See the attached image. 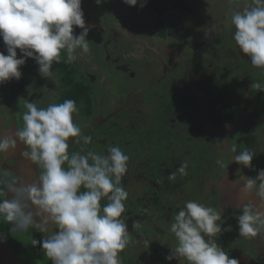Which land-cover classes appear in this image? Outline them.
I'll list each match as a JSON object with an SVG mask.
<instances>
[{"label": "clouds", "instance_id": "9594fccd", "mask_svg": "<svg viewBox=\"0 0 264 264\" xmlns=\"http://www.w3.org/2000/svg\"><path fill=\"white\" fill-rule=\"evenodd\" d=\"M103 2L95 0L97 5ZM123 3L133 7L138 0ZM146 3L141 0L139 6ZM81 5L82 0H0V40L5 48L0 52V84L19 80L20 69L29 58L42 77L52 78L56 75L53 63L60 62L62 51L67 53L66 63L75 62L78 51L89 54L90 28ZM230 23L240 52L254 68L264 70V0H250L248 6L231 15ZM74 28L81 29L79 34H74ZM251 87L264 92V82H253ZM25 107L23 128L15 137L25 146L22 155L39 164L42 172L38 183H9L6 192L0 186L5 197L0 199V221L10 225L9 232L27 233L35 228L43 234L30 243L34 248L39 246L51 264H121L120 254L129 244L123 218L129 193L122 184L129 156L119 146L106 153L90 149L70 153V141L92 143V137L84 135L75 122L79 117L75 100L50 103L46 108L29 101ZM16 143L13 138H0V154L14 149ZM254 157L255 153L245 148L232 156L231 163L252 169ZM186 168L185 163L178 171L184 174ZM243 187L264 197V169L246 179ZM102 200L107 201L103 206ZM222 213L223 209L194 200L185 202L170 226L176 244L165 259H182L186 264H239L215 239L231 230V225L219 223ZM237 227L246 239L264 238V211L243 206Z\"/></svg>", "mask_w": 264, "mask_h": 264}, {"label": "flooded vegetation", "instance_id": "af4514ba", "mask_svg": "<svg viewBox=\"0 0 264 264\" xmlns=\"http://www.w3.org/2000/svg\"><path fill=\"white\" fill-rule=\"evenodd\" d=\"M140 2L141 0H138L139 4ZM202 2L203 0H171L169 2H166L165 0H147V3L144 7H142L141 10L144 15L139 14V16L137 15L138 17L132 18L131 20L126 18V22L120 19V14L116 11H113L112 13L118 17L113 19L111 17V13L108 11V9H106V7H100L96 4V9L99 11L101 9L103 11V13L100 11L101 16L98 13V16L92 15L88 19L84 10L83 12L85 15L86 24L90 28L87 36L90 47L89 60L87 61L83 56H80L77 53L76 61L73 63H67L70 70L72 71V75L77 80H83L91 87V90L88 92L89 99L91 98V100L88 99L90 102V111H88V113L85 112V105L87 104L86 100L79 101L77 104L79 107V117L87 119L88 116H94L96 119H101L102 116H99L100 112L98 107L101 97L103 96V92L105 91L107 93V97H105L106 99L104 102H108V104L110 103L109 107H105L107 109L106 111H108L104 121L105 125L112 117L118 115L121 119L117 117L114 118V121L111 120L108 127L111 128L113 126H111L112 122L115 126H118L120 130L124 129V131L128 133V130L130 131L128 127L131 128V124H129L130 126L126 125L127 115L124 114V111H126L128 108L133 115H137V113L140 112V110L134 107L133 103L135 100L143 103L140 100L138 94H140L142 89L148 87H144L139 90L136 84L137 81L134 83V80L137 76L135 73L136 70L145 65L147 68L145 69L146 74L142 75V78L145 81L148 80L147 83H149L151 86L146 91L152 94L151 96H147L146 92H141V95L144 97L146 95L145 102H151L150 104L154 105L157 101H159V99H167V101L181 99L182 101L177 102L175 105L178 106L176 113L172 114L173 117H177L179 120L184 118L190 119L193 116L196 117L198 115L196 113L200 111L199 117H197L198 123H196L193 128L190 129L191 132L195 131L198 134L196 140L191 138L186 139L187 142L184 140L182 144L176 141L169 148H167L168 145L165 146L167 151L171 152L175 149L176 152V150H179L178 155L189 164H191L193 160V158H190V156L193 155L196 165L193 164L192 167H195L199 164L196 163L198 155L201 159H203L202 162L207 163L208 161L207 153H209L210 150L204 145L207 140L217 139V137L220 136L224 142L228 143L229 139L235 137V143L231 142L229 147L225 145L227 161L222 165L217 164L215 161V168L212 170V172H214V175L212 176L213 181L211 182V178L209 179V173H202L199 178L195 179H193L194 177H192L193 174L191 173L192 180H187L192 182V184L194 183V186L191 185L189 187L181 188L182 193L178 194L175 199H173L172 195V201L169 203V207H167L168 211L171 210L172 212L174 210L171 209L172 206L176 205L177 208L174 210V212H178L184 207L185 202L190 200L205 204L207 200L209 201V199H211L208 207H213L217 210L223 209V219L219 223H224V227L231 225L230 231H224L222 232V235L217 234L215 237L217 243L226 253L229 254L230 258L238 260L239 264H264V238H253L250 245L243 246V244H246V240L251 239L242 237L239 234L237 227V219L243 206H251L253 211H264V197L257 195L255 190L252 191V193L255 195V199H251L252 195H250L247 196L246 202H238L239 189H242L243 193L246 192L243 187L244 181L249 177L254 178L257 175V170L264 169V165H262V162L260 161L261 159H264V156L257 157L255 153L257 151L254 146L251 149V151L255 153V157L252 160V169H245L241 165L231 163L232 156L234 155L232 153V148L234 146L241 143L243 139L248 137L251 138L255 135L257 136L256 141L263 138L260 132L264 133V116H261L262 114L260 113V110L257 109L258 98L256 97L255 89L251 87V84L255 82V71L253 69L254 67L249 64L250 69L249 72L246 73L248 76L246 80L241 78V83L235 81V83L238 85V95L236 94V98H234L233 101L236 102V106L241 110L239 113L235 114L236 120L231 123L230 127H227V125L224 127L213 125V121H211L209 116L210 112L213 110L212 106H216L215 111H218L220 107L217 106V102H214L213 104L212 101L219 95L223 96V92L225 90L227 92L229 89L228 87H231V90L236 91V88H234V80H231V86L227 83H231L229 76L230 74H239L237 73L236 68L230 69L228 66L229 61H227V57L231 51H236L238 46L236 45L237 47H234L235 42H232L234 41L232 40L233 35L230 36V39H228V36H225L226 32L234 31V28L227 27L229 21L228 18H226L225 12L223 11V9L226 10V6H228L224 4L225 1H223L221 5H215L214 2L207 6L199 5ZM210 9L213 16L209 15ZM203 26L204 29L201 28ZM80 31L81 29L74 28V34H79ZM201 43H204L205 45L200 47L199 45ZM61 61L65 62V58L63 56ZM92 65L95 67H92ZM190 68H192L194 74L199 75L203 83L206 81H212L214 84L213 88L203 85V89H199L196 92V99L193 103V110L195 111L194 114L191 112L192 109L180 110L179 107L180 103L184 102V94L189 93L187 90L190 89L184 91V89L187 87L182 86L184 89L177 91L175 88L180 83V80H183L185 83L187 82L186 79H189L191 75H187L186 71H188ZM53 70L56 73L54 76L56 79L51 84V87L54 88L52 96L54 97L56 103H60L62 101L58 97L61 95L63 89H65L58 77L61 75L62 69L59 66H55L53 64ZM96 71L100 72L99 74H96L98 77L106 76L104 81L101 80L102 78H97V76L94 75V72ZM84 73L85 75H88L89 78H86ZM130 73L132 74V77L130 76ZM241 73L243 74L242 70ZM177 75H180L182 78H177ZM241 76L244 77V74ZM223 77L225 78L224 81ZM21 78L19 80L13 79L7 83L3 93L6 97L8 96L10 99V97L18 98L20 96L21 100L25 99L23 93L31 90H27L28 86L27 84L24 85V83H22L23 80ZM126 79H128V81H126ZM97 81L101 83L99 88L96 87ZM107 83L113 84L114 87L108 88ZM130 85H132L135 91L133 100L128 103L129 99L132 97H125V93H123V91L129 88ZM34 93L35 91H33V94ZM26 98H28V96H26ZM34 98L36 102H40L39 97L34 96ZM10 109L9 114L11 117L10 115L9 117L12 119V121L16 122L20 119L22 121V114L25 112L24 108L21 105H16L13 110ZM219 112L221 113V111ZM128 115L133 117L131 114ZM4 117H6V115H1L0 120L1 118L4 119ZM82 122L85 121L82 120ZM177 124L178 122H176V125ZM136 130L138 131V128ZM112 135L114 134L108 133V138H111ZM140 138L141 135L136 134L132 140H128L126 137V141L135 143L134 141L137 139L136 142H138ZM115 140H119L117 136ZM167 141L168 140H166V143ZM140 143L141 142H139V144ZM204 148L206 149L207 153L204 151ZM222 150H224V148H222ZM243 150L244 149L242 148L241 151ZM202 151L205 152V158L202 156ZM184 155H188L186 159L184 158ZM34 165L38 169V173L40 175L41 167L37 163H34ZM202 169H205L206 171L207 165ZM186 170L188 173H190V170ZM129 173L130 171L126 173L127 175H125V178L127 177V179L123 178V182L130 181L131 185L130 187H126V190L129 192V194L133 195L136 193V191H133L134 187H141L142 183H140L138 177L136 178L135 176H132L131 178ZM218 173L219 175L216 177V179H214ZM248 173L252 176L247 175ZM134 177L136 179H133ZM8 178L13 180L15 176H8ZM204 180V187L200 189L197 185V182H204ZM227 186L232 188V191L235 195L233 202H227V196L224 195L223 191L226 190ZM142 195L143 194L141 192L138 196L139 200ZM163 196L164 195L158 197V200H161ZM167 197L168 196L165 198ZM154 200H157V198ZM175 202L177 204H175ZM106 203V200L101 201L102 206ZM135 206L134 212H136V215L131 214V216H136V218L139 219L140 217L145 218L146 221H149L150 223L153 222L151 224H153V226L156 228L158 219L155 216L153 220L147 219L144 217L147 213H140L137 204ZM129 207L132 208L130 205ZM163 211L166 212V210ZM125 214L123 215V218L126 219V223L130 229L128 230V233L131 236H136V232L133 230V228H131L130 222L132 219L130 216L126 217ZM164 215L165 214H163L162 217ZM168 222L165 223V226L171 225V223L174 221L170 220ZM5 224L7 225L6 228H2V226H0V243L5 242L7 250L4 258L0 255V264H51L47 257L44 256L39 246L34 248L31 246V243L26 242L27 237L39 239L37 237L38 235L34 237L30 236L32 235L30 234L31 231H37V233H39L37 229H29L28 235H22V238L17 236V238L13 237V232H9V230H7L10 228L9 224ZM233 224H235L234 227H232ZM154 231L152 232L154 235H156V231ZM131 236L129 237L128 246H130L131 243ZM139 237L142 238V236ZM154 237L155 236L149 235L147 236V239L152 240ZM136 239H138V236ZM169 242L171 245L174 244L171 242V240H164V243H167V245ZM1 246L2 244L0 245V253ZM130 247L131 249L135 248L132 244ZM131 249H125V252L130 253ZM147 251H149V249H147ZM147 251L144 253V255L153 257V254L151 255L150 252ZM122 253L124 254V251ZM153 253H155V251H153ZM13 255L16 256V258H13ZM125 257L127 264H138L139 262L145 263L146 261L144 258L139 260V257H134V254L128 257L125 254ZM160 258H162V256ZM182 261L183 262L180 263L179 260H175V262H179V264H186V261Z\"/></svg>", "mask_w": 264, "mask_h": 264}, {"label": "rangeland", "instance_id": "374dc122", "mask_svg": "<svg viewBox=\"0 0 264 264\" xmlns=\"http://www.w3.org/2000/svg\"><path fill=\"white\" fill-rule=\"evenodd\" d=\"M165 1L169 2L171 0H165ZM223 1H225L224 4L228 5V6H226V10L223 9V11L226 14V18H228V21H229L227 27L233 28L231 23H230L231 15L235 11H240L244 7L248 6V4L250 3V0H222V1L221 0H203V2L200 3L199 5H206L207 6V5H211L213 2H214L215 5H221L223 3ZM82 3H83V5H81L82 10L83 11L85 10V13H86V16H87L88 19L92 15H97L98 16V13L101 16L100 11L103 13V11L101 9H100V11L96 9L97 7L95 6V4H96L95 0H91V1L82 0ZM99 6L100 7H106V9H108V11L111 13V17L113 19L118 17L114 13H112L113 11L114 12L116 11L117 13L120 14V19L122 21H124V22H126V18L131 20L133 18V13H134V18L136 17V14L144 15V13L141 12L142 7L139 6V3L137 4V6H133L130 9V7L127 4L123 3V0H104V2L101 3ZM132 11H133V13H132ZM209 15L213 16V14L211 12V9L209 10ZM84 17H85V15H84ZM100 18H103V17H100ZM121 25H123V24H121ZM201 28L204 29V26L201 27ZM233 33H234V31H228V32L225 33V36H228V39H230V36L233 35ZM232 40H233V38H232ZM189 41H191V40H189ZM232 42H235V41H232ZM204 45H205L204 43H201L199 46L203 47ZM4 51H5V48H4L3 42H2V40H0V52H4ZM17 52H18V57H19V55H20L19 50H17ZM5 54H6V52H5ZM78 54L80 56H83L87 61L89 60V54H84V53H81L79 51H78ZM62 56L64 58H66L67 54L64 51H62L61 52V57ZM246 62L247 61L244 60V63H243V60H242L241 66L237 67L236 70L240 69L243 72L248 73L249 69H250V65L247 64ZM93 66L94 65H92V67ZM37 68H38V66L36 65V63L32 59L29 58V59H27L25 65H23L21 67V69H20L21 72H22V76H21L22 77L21 79L23 80L22 83H24V85L27 84V86H28L27 90H31V91H27V92L23 93V96L25 97L24 100H21L20 96L18 98H16V97L11 98L10 97V99H7L8 98V96H7L6 99H3V98H5L4 97L5 95L3 93L5 91V88H6V85H7L8 82H6L5 85L4 84H0V99L1 98L3 99V100L1 99L2 101L1 100L0 101L4 102V103L0 104L1 106L5 104L6 106L9 107V109L10 108L14 109L16 105H18V106L21 105L24 108V110L26 111L27 109H26L25 105L29 101H31L32 103H35L37 105V107H39V108H46L50 103H56L54 97L52 96V93L54 92V88L51 87V84L54 82V77H52V78H44V77H42L38 73ZM145 69H147L145 65H143L141 68H138L136 70V72H135L137 74V76L135 77V80H134V83H136V81H137L136 84H137L139 90L144 88V87H148V88L142 89L140 91V94H138V96H139V98H140V100L142 102H145L146 95L147 96H151L152 95L150 92H149L150 93V95H149V93L146 91V90H148L150 88L151 85H149V83H147L148 80L145 81L142 78V75L146 74L145 73V71H146ZM193 72L194 71L192 70V68H190L188 71H186L187 75H189V76L191 75L190 78L186 79V81H187L186 83L183 80H180V83L178 82L179 83L178 86L175 87L177 91H180V90L184 89V88H182V86L187 87V88L184 89V91L187 90V89H190V90H187L189 93L184 94L185 98H184V102L180 103V106H179L180 110L181 109H193L194 108L193 107V103H194V100L196 99V92L199 89L202 90L203 89L202 88L203 85L206 86V87H211V88H213V86H214L212 81L211 82L206 81L207 83L206 82L203 83L201 81V78L199 77V75L194 74ZM99 73H100L99 71H96V72H94V75L99 74ZM84 75H85V73H84ZM241 75H243V74L241 73ZM241 75L240 74L239 75H234V74L231 75L230 74L229 75L230 76V81H231V79H236V78L245 79V78L248 77V76L247 77H243ZM130 76L132 77L131 73H130ZM85 77L89 78L88 75H85ZM105 77H98L97 76V78H102L101 79L102 81L105 80L104 79ZM177 78H182V77L180 75H177ZM224 80H225V78L223 77V81ZM96 83H97L96 87L99 88L100 87L99 85H101V83L98 82V81ZM130 83H131V81H130ZM227 84L231 86L232 81H231V83H227ZM107 86H108V88H110V87L113 88L114 87V85L110 84V83L109 84L107 83ZM49 87H51L52 89L49 88ZM31 88L34 89V90H32ZM33 91H35L34 94H33ZM141 92H146L145 97L143 95H141ZM45 93H46V95H45ZM26 96H28V98H26ZM34 96L35 97H39L40 102H36ZM105 97H107V93L104 91L103 92V96L101 97V100H100V103H99V107H98V110L100 112L99 116H102L101 119H96L94 116H88L87 119H83V117H78L75 120V122L81 127L82 133L84 135L92 137V143L90 145H83L82 143L81 144H74V143H72L70 141L69 142V151H70V153L73 152V151L84 152L85 149H90V150L95 151L97 153H106L107 150L110 147H112V146H119L121 148V150L125 154H128V152L131 151V150H134V151H137V153H140V149H142L145 146L144 140L142 139L144 137V135H145L144 131H150V130H148L149 127L146 126V124H144V123H141L140 125L136 126L137 124H135L133 122L132 125H131V130L130 131L128 130V133L125 132L124 129H123V130H121L118 133V134H120L119 136L117 134H114L111 138H108V131L109 130H107V127L105 126V122L104 121H105V118H106V116L108 114V111H106L107 109L105 107H109L110 103L108 104V102L107 103L104 102V100L106 99ZM30 98H32V99H30ZM133 98L134 97L130 98L128 103H130L133 100ZM140 104L142 105L143 103H140ZM141 110L144 111L146 109H141ZM13 113H14V111H13ZM8 115H10V114H8ZM238 116H239V114H238ZM82 120L85 121V122H82ZM132 120H134L135 122L138 121V120H135V115H133ZM12 122H14L16 124L18 129H22L23 128V126H22L23 121H21V119L17 120L15 122V121H12V119L10 118V122L8 123V125L12 124ZM137 128H138L139 132L136 130ZM133 129H135V130H133ZM260 133L262 134L263 138H261L258 141H256L255 148H256L257 152H255V153H256L257 157L264 156V133H262V132H260ZM136 134L141 135V138H140V140L138 142H136L137 139L134 141L135 143H130V142L126 141V137L128 138V140H132ZM221 135H222V133H221ZM116 136L118 137L119 140H115ZM140 141H141V144H139ZM229 141H228V143H226V142H224V140L220 136H218L217 139L207 140L205 142V144H204L210 150V152L207 153L206 149L204 148V151L208 154L207 155V160H208L207 161V168H211L209 170V174H208L209 175V179L211 178V182L213 181L212 176L214 175V172H212V170L215 168L214 167L215 161L216 162L218 160L222 161V163L219 164V165H222L223 163H225L227 161V154L225 152V148H226V146L229 147L231 142L235 143V137L229 139ZM165 144L166 143L161 144L157 140L155 142V144H154L155 148H154V146H152L151 147V152L147 156H145L143 153H140L141 157L139 158V161L141 163H134V164L128 163V170L129 169L132 170V168H136V169H141V171H142V169H144V168H146V169L148 168L149 169L150 166H153L155 164H159V166L164 165V163H166V159H167L166 157L170 156L169 151H167V149L165 147H161L162 145H165ZM173 144H174V142L172 140H169L167 148H169ZM222 148H224V150H222ZM168 150H170V149H168ZM171 153H173V151ZM0 155L2 156V159L0 160V163H1L2 160H5V165L2 166V167L0 166V184H4L3 180L8 179V176H15V178H16L17 174H16V172H14L11 169L14 166L13 160L11 158H9V157L6 158V156H4V154H0ZM190 158H193L191 164H195L193 155H191ZM129 161H131V160L129 159ZM169 161H168V164H167L168 166L165 169V171H163L160 174H155L154 175V179L155 178L159 179L161 177L168 178L166 174H168V172L170 171V169H171L170 166L172 164ZM179 167H180V164L177 163L176 168H179ZM36 170L38 172L37 168H36ZM41 172H42V169H41ZM155 172L157 173V170ZM171 172H172V170H171ZM191 175H192L191 172L190 173L187 172L186 175H185L186 179L192 180L191 179ZM218 175H219V173L216 174L214 179H216V177ZM247 175L252 176L249 173ZM246 178H247V176H246ZM193 179H195V178H193ZM205 180H204V182H202L203 180L197 182V185L199 186L200 189L204 187L203 184H205ZM11 182H12V180H10L8 182V184L11 183ZM34 183H38V179H35L33 177L31 179L29 185L34 184ZM157 183H159V182H157ZM257 183H259V181ZM200 184H201V186H200ZM4 188H5V192H6L7 191L6 186ZM133 195L129 194L128 199L125 202V205H126V214L125 215H126V217L127 216L131 217V219H132V221L130 222L131 223V228H133V230L136 232V236L132 235V237L134 236V239H136L137 236L138 237L139 236H143L144 237V240L142 241V245H143V248H144L143 251L144 250L147 251V249H149V251H147V252H150L151 255L153 254V257L148 256L149 259H153V260L155 259V261L158 264H172V262L166 260L165 257L170 254V247H172L174 245H171L170 242L168 243L167 246L162 245L159 241H157L156 236L152 240H148L147 236H149V235L153 236L154 235V233L152 232V230H155V227L153 226V224H151L149 221H146L145 218L140 217V219H139V218H136V216H131V214L132 215H136V212H134V208L136 207L135 205L137 204L139 212L140 213L147 212L146 216H144V217H146L147 219H152L153 220L154 216L151 213L154 210L155 206L146 209L147 205L145 204V201H143L144 200V198H143L144 196L142 195V197H140V200H139L138 196L140 195V193L136 192ZM167 195H168V197L165 198ZM4 198L5 197L2 194L0 199H4ZM171 201H172V194L167 191L166 194L163 196V198L161 200L157 201V203L163 202L162 203L163 207H161V209L162 210H167V207H168V205H169V203ZM210 201H211V199H209V201L207 200L204 205L205 206H209ZM129 205L132 206V208H130ZM148 206H149V204H148ZM125 221H126V219H125ZM1 224H2V221L0 222V226H1ZM234 225L235 224H233L232 227H234ZM7 230H9V229H7ZM7 230H5V231H7ZM128 230H130V229L128 228ZM25 234L28 235L29 233L28 232L27 233H21V232L13 231V237L19 236L20 238H22V235L25 236ZM30 234H32V235H30L31 237H34V236L38 235L37 237L39 239H37V240H40L42 238L41 237L42 234L37 233V231H31ZM219 235H222V234H219ZM165 237H167L168 240H170L169 236L166 235ZM31 239L32 238L27 237V241L26 242L30 243ZM130 241H131V243H130V246H131L133 240L130 238ZM146 242H148V243H146ZM250 243H252V239L251 240H246V244H243V246L250 245ZM130 246H127L126 249H129V248L131 249ZM153 251H155V253H153ZM135 252H136L135 248L131 249L130 253H126L125 250H124V254L123 253L120 254L121 264H127V260H126L125 254L128 257V256H132V254H135ZM160 253H161V255H160ZM137 254L140 255V252H137ZM161 256H162V258H160ZM13 258H16V256L13 255ZM179 261H180V263L183 262L181 259ZM138 264H145V263L144 262H139ZM173 264H179V262L173 261Z\"/></svg>", "mask_w": 264, "mask_h": 264}, {"label": "trees", "instance_id": "16d2710c", "mask_svg": "<svg viewBox=\"0 0 264 264\" xmlns=\"http://www.w3.org/2000/svg\"><path fill=\"white\" fill-rule=\"evenodd\" d=\"M133 13V11H132ZM139 14H136V17H138ZM133 18H134V13H133ZM164 33V31H163ZM234 47H237L236 44L234 45ZM237 50L234 52H230L229 56L227 57L229 61L228 66L230 67V69H235L237 67L241 66L242 60L244 62L247 61V64L251 65L250 59L247 58V56L243 55L239 48H236ZM238 51V52H237ZM234 53V54H233ZM55 66H59L62 71H61V75L58 76L60 82L64 85L65 89H63L61 95H59V99H61V101L63 102L66 99H72L75 100L76 103L78 104L79 101L81 100H86V105H85V112L88 113V111H90V102L89 100H91V98L89 99V91L91 90V87L89 86V84L85 83L83 80H77L73 75H72V71L70 70L69 66L67 65V63H65L64 61L60 62H54L53 63ZM252 66V65H251ZM253 67V66H252ZM255 71V75H254V81H260L263 82V77H264V70L258 69V68H253ZM238 74H241V70L238 69L237 70ZM244 77H247L246 73L243 72ZM56 78H54L55 80ZM246 79V78H245ZM234 80V88H236V91L231 90V87H228L227 92L226 90L223 92V96L219 95L218 97H216L212 103L214 104V102H217V106L220 107L218 109V111H215V107L216 106H212V111L210 112V119L213 125H217L218 127L222 126H226L230 127L231 123H233L234 120H236V113H239L241 110L236 106V102L233 101L234 98H236V94L238 95V89H237V83H235V81H238L241 83L239 78L236 79H231ZM126 81H128V79H126ZM6 83H4L5 85ZM12 89V87H11ZM134 88L132 87V85L129 86V88L125 89L123 91V93H125V97H133V93H134ZM130 93V95H129ZM255 94L257 99V109L260 110V113L262 114L261 116H264V92H257V90L255 89ZM6 99L7 97L4 96ZM2 99V98H1ZM0 99V100H1ZM2 99V100H3ZM9 99V98H8ZM89 99V100H88ZM1 100V101H2ZM175 101H170L167 99L166 100H162L159 99V101H157L154 105L150 104L151 102H143L144 104H140L141 102L135 100V102L133 103L134 107L138 110H140V112L135 115V120L138 121H134L132 120V117H130L128 114H132V112H130V110L127 108L126 111H124L127 116H126V125L130 126L129 124L132 125V123L134 122L135 124H137L136 126L140 125L141 123L146 124V126L149 127L148 130L150 131H144L145 135L142 138L144 140L145 146L140 149V153H143L145 156H147L150 152H151V147L154 146L155 142L158 140V142H160L161 144L167 143L165 145H162L161 147H165L168 145L169 140H172L173 142H178L180 144H182V142L185 140V142H187L186 139H193L196 140L198 134L194 131L191 132L190 129L193 128V126L198 123L197 122V117H199V112L198 111L196 114H198L196 117L193 116L190 119L184 118V119H177V117H173L172 114L176 113L177 107L175 106L177 104V102L182 101L181 99H174ZM4 103V102H1ZM6 107V110L4 109V107ZM12 109V108H11ZM141 109H146L144 111H142ZM13 110V109H12ZM221 111V113L219 112ZM191 112L194 114L195 111L192 109ZM9 107L4 105H0V116L1 115H6V117H4L3 121H1L4 125H8V123L10 122L9 120ZM123 114V113H121ZM169 116V117H168ZM214 116V117H213ZM120 118L118 115H116L115 117H112L110 119V121H114V118ZM180 117H184V116H180ZM121 119V118H120ZM174 119V121H173ZM118 120V119H116ZM110 121H108L106 123V127L108 133L110 134H117L118 136L120 134H118L121 130L119 129L118 126H115L112 122H111V128H109V124ZM173 121V122H172ZM0 122V123H1ZM176 122H178V124L176 125ZM215 123V124H214ZM120 124V123H119ZM174 124V125H173ZM226 127V128H227ZM109 128V129H108ZM128 129L131 130L130 127H128ZM135 130V129H133ZM113 136V135H112ZM256 139L257 136H252L251 138H245L241 141V143H239L238 145L234 146L236 148V152L233 153L234 155H237L241 152V149H252L255 145H256ZM141 142V141H140ZM141 144V143H140ZM155 148V146H154ZM198 150V149H197ZM179 150L175 149L173 151V153L169 152L170 156L166 157V163H164V165L159 166V164H155L153 166H150L149 169L144 168L142 169H136V168H132V170H128L130 171L129 175L131 176H135L136 178H139L140 183H142V186L140 187H134L133 191H138V193L143 194L144 196V200H145V204L147 205L146 209L155 206L154 210L152 211L151 214H153V216H155L158 219V223H157V227L155 228V234L153 236H156L157 241H159L162 245L167 246V243H164V240H168L167 237H165L166 235L169 236L170 240L172 243H174L173 245L176 244V240L174 238V235L170 232V226H165L166 222L168 221H174V217L177 214V212L174 210L177 208L176 205H173L171 209H174L172 212L171 210L168 211V208L166 210V212H164L163 210H161V207H163L162 203H157L158 197H161V195H165L166 192H170L173 195V199H175L176 196H178V194L182 193L181 192V188L189 187V186H194V183L192 184V182H189L185 175L187 173V170H190V172L193 174L192 177L194 178H199L200 175L202 173H209V170L211 168H207L206 171L205 169L203 170L202 168L205 167L207 165L206 162H202L203 159H201L198 155L197 157V161L196 163H199L197 166L192 167L193 164H189L186 161H184V159L182 157H180L178 154ZM140 153H137V151L131 150L128 152V156L130 158L131 161H129L128 163L130 164H134V163H141L139 161ZM200 154V153H199ZM183 155V153H182ZM188 155H184V158L186 159ZM202 156L203 158H205V152L202 151ZM2 159V156L0 155V160ZM170 160V161H169ZM168 161L171 164V169L168 172L167 177L168 178H159V179H154V175L155 174H160L163 171H165V169L167 168V164ZM262 163V165H264V159L260 160ZM177 163L180 164V167L183 164H187V168L185 169V173L182 174L178 171V169L180 168H176ZM191 165V166H189ZM264 167V166H263ZM152 168V169H151ZM262 168V167H261ZM157 170V173L155 172ZM172 170V172H171ZM196 170V171H195ZM127 175V174H126ZM133 179H136V178ZM125 178V176H124ZM11 178L5 179L4 184H0V186L5 187L6 184H8V182L10 181ZM127 179V177L125 178ZM159 182V183H157ZM190 184H189V183ZM154 183V184H153ZM157 183V184H156ZM122 184L125 187H130V181H126L123 182L122 180ZM180 187V189H179ZM142 188V189H141ZM248 192H245V195H247ZM252 193V192H251ZM160 194V196H159ZM2 194H0V198H1ZM168 196V195H167ZM250 196V195H249ZM146 198V199H145ZM155 198H157V200H154ZM157 203V204H156ZM149 204V206H148ZM156 204V205H155ZM175 204H177L175 202ZM169 207V206H168ZM147 213V212H145ZM165 214L163 217L162 215ZM152 223V222H151ZM169 223V222H168ZM163 225V226H161ZM2 228H6V224L4 222H2L1 224ZM131 235L129 234V237ZM143 237V236H142ZM132 241V245L135 247L136 252L134 254V257L138 258L139 260L141 259H145V263L146 264H158L155 260H150L148 256L144 255L145 251H143V245H142V241L144 240V237H138V239H134V236H131ZM161 247V246H160ZM137 252H140V255L137 254ZM173 261H175V259L171 260L172 264Z\"/></svg>", "mask_w": 264, "mask_h": 264}, {"label": "water", "instance_id": "95a60500", "mask_svg": "<svg viewBox=\"0 0 264 264\" xmlns=\"http://www.w3.org/2000/svg\"><path fill=\"white\" fill-rule=\"evenodd\" d=\"M4 109L6 110V107H4ZM2 120L3 119L1 118L0 122ZM17 130L18 128L14 122H12V124L10 125H4L2 122L0 123V138H13L17 140L14 149H10L6 153H3L4 156H6V158L9 157L13 160L14 166L11 169L17 174L16 178L13 179L11 183H16L17 186H21V185L27 186L29 185L33 177L35 179H38L39 175L35 168L34 162H31L30 160L27 159L26 156L22 155V153H24L26 149L25 146L23 145V142L20 141L17 137H15V133ZM4 165H5V160H2L0 166L2 167ZM223 192L224 195L227 196V198L225 197L226 199H228L227 202L234 201L235 195L232 191V188H230V186H227L226 190ZM238 193H239L238 202L240 203L246 202L247 201L246 198L249 195H252L251 199L252 198L255 199V195L251 192H248L247 195H245V193L242 192V189H239ZM2 246L7 250V247H5L4 245Z\"/></svg>", "mask_w": 264, "mask_h": 264}, {"label": "crops", "instance_id": "0c3cea01", "mask_svg": "<svg viewBox=\"0 0 264 264\" xmlns=\"http://www.w3.org/2000/svg\"><path fill=\"white\" fill-rule=\"evenodd\" d=\"M35 168H36V167H35ZM38 175H39V173H38ZM1 244L5 246L6 243H5V242H1ZM1 244H0V245H1ZM5 247H6V246H5ZM5 254H6V248H4V247L1 246V253H0L1 257L4 258V257H5ZM5 260H6V259H5Z\"/></svg>", "mask_w": 264, "mask_h": 264}]
</instances>
